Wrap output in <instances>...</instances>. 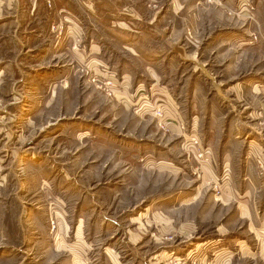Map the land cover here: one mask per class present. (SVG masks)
<instances>
[{"label": "rangeland", "instance_id": "rangeland-1", "mask_svg": "<svg viewBox=\"0 0 264 264\" xmlns=\"http://www.w3.org/2000/svg\"><path fill=\"white\" fill-rule=\"evenodd\" d=\"M171 1L0 0V264H264V0Z\"/></svg>", "mask_w": 264, "mask_h": 264}, {"label": "crops", "instance_id": "crops-1", "mask_svg": "<svg viewBox=\"0 0 264 264\" xmlns=\"http://www.w3.org/2000/svg\"><path fill=\"white\" fill-rule=\"evenodd\" d=\"M94 7L93 15L97 18V10H105L115 21H118L117 27L128 37H137L141 39L143 31L142 26H148L155 33L154 36L159 41L164 43H171L179 38L177 37V24L173 18L168 19L166 14L161 12L160 5L164 0H89ZM87 3V2H86ZM174 6L176 2L171 1L170 10L174 12ZM36 8V7H34ZM41 9V8H40ZM39 9V10H40ZM97 9V10H96ZM37 10V9H36ZM167 12V11H166ZM148 13H153L152 18L146 19ZM47 16H43L37 21L42 22V26L46 25L49 13ZM177 14V12H176ZM166 18V19H165ZM131 45L130 41L125 42ZM126 45V44H125ZM171 47V46H169ZM173 49V47H171ZM92 49V46L91 48ZM174 50V49H173ZM91 51V50H90ZM172 51V50H170ZM176 52V47H175ZM261 212L264 211V202L261 203ZM260 232L264 231V213L260 218ZM264 237V234H263Z\"/></svg>", "mask_w": 264, "mask_h": 264}, {"label": "built area", "instance_id": "built-area-1", "mask_svg": "<svg viewBox=\"0 0 264 264\" xmlns=\"http://www.w3.org/2000/svg\"><path fill=\"white\" fill-rule=\"evenodd\" d=\"M198 143H196V145H197ZM207 155H208V151H207Z\"/></svg>", "mask_w": 264, "mask_h": 264}]
</instances>
